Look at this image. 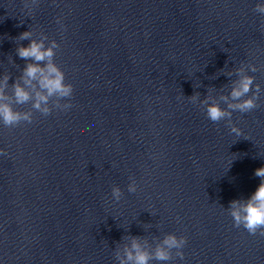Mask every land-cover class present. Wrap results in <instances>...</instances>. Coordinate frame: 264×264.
Wrapping results in <instances>:
<instances>
[{
  "label": "clouds",
  "instance_id": "9594fccd",
  "mask_svg": "<svg viewBox=\"0 0 264 264\" xmlns=\"http://www.w3.org/2000/svg\"><path fill=\"white\" fill-rule=\"evenodd\" d=\"M254 10L264 15V3H257ZM30 37V32H23L20 35V39H30ZM58 47L59 45L55 40L49 47H45L43 41L31 40L28 46H21L17 49L18 56L29 62L23 68L19 80L12 83L11 97L7 95L10 77L4 76L3 86L0 87V121L5 126L15 127L22 121L29 123L32 121L31 111L16 110L13 103L23 105L31 100L32 108L43 115L51 113L52 108L49 107V99L52 97H56L55 107L63 109L71 107L70 103L63 105L60 103L61 99L72 96L73 86L65 82L64 72L53 62L55 49ZM251 70L254 72L256 69L252 67ZM253 84L254 77L247 75L241 76L235 81L230 94L221 97L226 107H221L220 102L206 98L201 103L206 107L207 118L212 122L227 119L231 125V132L237 136L241 135V130L232 125L231 116L233 111L246 113L257 107L259 85L256 84L255 91L252 92L251 96L248 95L252 91ZM198 98V95H194L190 99L195 103ZM0 154H3L2 150H0ZM254 175L259 177L261 181L255 191L247 199L232 200L228 211L233 218L234 226H242L251 235L259 233L260 236H264V166L255 169ZM136 190L137 185L133 181L128 185V191L134 193ZM111 194L114 200L119 201L122 191L118 186H113ZM185 244V237H177L175 234L169 233L164 237L162 243L156 246L155 251L151 252L140 243V238L132 237L130 245L124 248L123 256L117 253L116 258L119 260V264H149V261L153 259L166 262L172 259V250L174 249L176 255L183 258V252L180 250Z\"/></svg>",
  "mask_w": 264,
  "mask_h": 264
}]
</instances>
